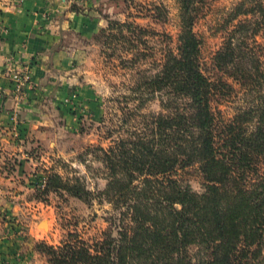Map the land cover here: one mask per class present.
Here are the masks:
<instances>
[{"label": "trees", "instance_id": "trees-1", "mask_svg": "<svg viewBox=\"0 0 264 264\" xmlns=\"http://www.w3.org/2000/svg\"><path fill=\"white\" fill-rule=\"evenodd\" d=\"M173 1L176 54L167 51L156 73L128 87L108 132L117 137L93 150L105 188L93 194L78 178L47 172L36 194L107 203L116 236L88 242L68 233L58 247L37 243L47 264H264V0H241L228 14L232 29L209 75L193 33L202 0ZM107 30L126 42L123 30L137 32L119 23ZM232 97L239 105L226 120L214 106ZM154 101L160 111L143 113ZM191 168L203 179L200 193L183 178Z\"/></svg>", "mask_w": 264, "mask_h": 264}, {"label": "rangeland", "instance_id": "rangeland-1", "mask_svg": "<svg viewBox=\"0 0 264 264\" xmlns=\"http://www.w3.org/2000/svg\"><path fill=\"white\" fill-rule=\"evenodd\" d=\"M240 1L202 0L197 5L193 33L201 42L206 75L232 29L224 27L228 14ZM25 3L0 0V45L10 35L7 15L24 10ZM54 3L58 2L51 0L49 6ZM60 4L62 13L50 12L55 21L68 22L66 12L99 21L93 36L85 39L74 31H64L56 47L73 50L75 44L84 51L67 76L75 75L79 83L72 85L49 75L47 87L42 89L31 80L29 66L33 63L14 60L13 55L0 67V79L7 85L0 86V113H7L5 121H0V264H47L35 245L43 242L58 247L68 233L88 242L103 234L116 236L117 213L107 203L94 200L89 205L66 194H50L40 201L36 194L47 172L64 179L78 178L93 194L102 191L104 171L93 150L108 149L117 137L108 132L120 115V97L130 95L128 87L139 77L156 73L167 51L176 54L178 8L173 0H61ZM109 23L131 25L137 30L135 37L126 30L127 42L108 37L115 33L107 30ZM12 73L19 78L28 75L30 80L17 88ZM238 105L239 100L232 97L214 108L227 120ZM159 111L155 101L142 110L147 114ZM183 178L193 191H203L204 182L196 168L187 169Z\"/></svg>", "mask_w": 264, "mask_h": 264}, {"label": "crops", "instance_id": "crops-1", "mask_svg": "<svg viewBox=\"0 0 264 264\" xmlns=\"http://www.w3.org/2000/svg\"><path fill=\"white\" fill-rule=\"evenodd\" d=\"M58 3L51 4V0H26L24 10H12L7 15L10 35L0 45V67L11 58L20 60L22 63L31 61L29 66L31 80L45 89L48 76H53L65 81L72 82V85L79 83L75 75L67 77L73 72V62L76 58L84 56L80 46L72 44V50L65 47H57L61 41V33L74 31L83 38L93 36L99 29V21L89 20L83 16H74L66 12V19L63 22L51 18V13H62L61 0H54ZM48 13L49 18H46ZM51 12V13H50ZM56 15V14H55ZM71 21V22H70ZM65 34L63 37H67ZM54 47V48H53ZM67 77V78H66ZM0 86L5 88L6 82L0 79ZM7 113H0V121H5ZM3 124V123H1Z\"/></svg>", "mask_w": 264, "mask_h": 264}, {"label": "built area", "instance_id": "built-area-1", "mask_svg": "<svg viewBox=\"0 0 264 264\" xmlns=\"http://www.w3.org/2000/svg\"><path fill=\"white\" fill-rule=\"evenodd\" d=\"M12 79L13 83L15 84L17 88L20 87L19 84L23 85L24 83H27L30 79L28 75H24L22 78H19L16 73H12Z\"/></svg>", "mask_w": 264, "mask_h": 264}, {"label": "bare ground", "instance_id": "bare-ground-1", "mask_svg": "<svg viewBox=\"0 0 264 264\" xmlns=\"http://www.w3.org/2000/svg\"><path fill=\"white\" fill-rule=\"evenodd\" d=\"M41 226H45V224H42Z\"/></svg>", "mask_w": 264, "mask_h": 264}, {"label": "water", "instance_id": "water-1", "mask_svg": "<svg viewBox=\"0 0 264 264\" xmlns=\"http://www.w3.org/2000/svg\"><path fill=\"white\" fill-rule=\"evenodd\" d=\"M43 223H44V222H42L41 224H43ZM41 224H40V225H41Z\"/></svg>", "mask_w": 264, "mask_h": 264}]
</instances>
